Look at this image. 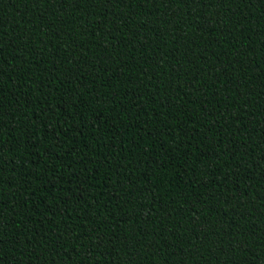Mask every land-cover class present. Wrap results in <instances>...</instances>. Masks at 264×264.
Wrapping results in <instances>:
<instances>
[{
    "label": "trees",
    "instance_id": "trees-1",
    "mask_svg": "<svg viewBox=\"0 0 264 264\" xmlns=\"http://www.w3.org/2000/svg\"><path fill=\"white\" fill-rule=\"evenodd\" d=\"M0 264H264V0H0Z\"/></svg>",
    "mask_w": 264,
    "mask_h": 264
}]
</instances>
